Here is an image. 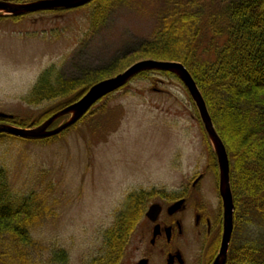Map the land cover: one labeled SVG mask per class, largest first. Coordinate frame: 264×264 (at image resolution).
I'll return each instance as SVG.
<instances>
[{"label":"rangeland","instance_id":"374dc122","mask_svg":"<svg viewBox=\"0 0 264 264\" xmlns=\"http://www.w3.org/2000/svg\"><path fill=\"white\" fill-rule=\"evenodd\" d=\"M198 1L207 14H213L233 0ZM185 3L187 0H132L115 7L96 26L90 25L88 11L80 8L19 18L0 12V114L7 116L0 119L34 123L69 98L40 105L24 101L43 71L53 66L58 75L72 80L104 69L115 58L150 41L170 5ZM205 43L202 40L200 51L207 47ZM144 60L155 59L136 62ZM147 72H151L148 79L135 76L47 141H0V160L16 195L36 191L50 205L49 217L32 233L44 247L42 264H51L47 248L55 243L66 253L64 264H81L98 253L103 232L113 226L130 193L154 190L151 204L170 197L195 172L206 170L203 196L211 209L218 202L214 188L217 164L212 168L216 158L193 101L173 74ZM68 118L56 120L49 130ZM192 221L187 214V224ZM139 226L140 222L120 264L137 261ZM243 226L238 245H259L261 250L264 229L259 222L250 217ZM235 232L234 236L240 233ZM187 233L185 258L193 264L199 243L194 233L189 229Z\"/></svg>","mask_w":264,"mask_h":264},{"label":"trees","instance_id":"16d2710c","mask_svg":"<svg viewBox=\"0 0 264 264\" xmlns=\"http://www.w3.org/2000/svg\"><path fill=\"white\" fill-rule=\"evenodd\" d=\"M130 1L93 0L80 9L88 11L90 25L96 26L115 7ZM170 7V12L159 19L150 41L115 58L106 68L86 72L72 80L58 75L53 66L43 71L24 101L29 105H40L69 98L45 112L40 120L31 123L14 118L0 119V122L22 128L37 127L57 110L76 102L92 85L122 73L138 60L182 64L205 101L229 159L234 231L226 264H264V236L259 241L261 250H258L259 245H238L236 242L244 230L243 224L246 226L250 217L264 229V0H233L213 14H207L198 0H187L184 5ZM61 12L63 10L58 9L40 13ZM204 39L207 47L200 51ZM150 74L142 72L137 78L148 79ZM7 138L32 141L0 134V141ZM8 178V169L0 160V264H42L44 247L32 233L49 217L50 205L42 193L36 191L16 195ZM152 191L130 193L125 197L124 207L116 214L115 223L103 232L98 253L81 264H120L136 225L153 199ZM236 230L240 233L234 236ZM47 250L49 263L66 262L65 251L56 243L50 244Z\"/></svg>","mask_w":264,"mask_h":264},{"label":"water","instance_id":"95a60500","mask_svg":"<svg viewBox=\"0 0 264 264\" xmlns=\"http://www.w3.org/2000/svg\"><path fill=\"white\" fill-rule=\"evenodd\" d=\"M93 0H37L31 3H11L0 1L1 15L22 16L50 10H75L88 5ZM165 72L173 74L183 84L198 112L203 130L213 147L218 169V192L222 202L223 228L219 253L213 264H226L229 243L233 232L234 204L230 189L229 172L230 165L224 144L216 133L208 113L205 101L187 69L178 62H166L155 60L139 61L128 67L122 73L102 80L92 85L87 92L76 102L54 113L39 126L34 128H16L0 123V134H7L22 139H46L53 137L74 125L92 106L107 95L124 87L132 78L142 72ZM69 116L68 120L53 130L51 125L62 117ZM0 117L7 118L0 114ZM10 116H8L9 118ZM183 201H178L169 207L168 213L174 214L180 209ZM160 212L158 204L150 206L146 216L152 222L157 220ZM157 226L155 231H157Z\"/></svg>","mask_w":264,"mask_h":264},{"label":"flooded vegetation","instance_id":"af4514ba","mask_svg":"<svg viewBox=\"0 0 264 264\" xmlns=\"http://www.w3.org/2000/svg\"><path fill=\"white\" fill-rule=\"evenodd\" d=\"M206 172V170L195 172L188 179V182L172 192L169 198H161L149 204L140 221L138 242L135 245L138 259L135 264H189L188 259L185 258L184 250L187 242H189L186 238L188 229L195 234V241L199 243L198 256L193 260V264H213L221 245L222 202L218 192L217 178L214 188L217 191L216 199L218 202L216 201L215 207L211 209L204 198L205 186L202 181L206 177ZM178 201H183L180 209L170 215L168 213L169 207ZM153 204H158L160 207L155 222L146 216V212ZM187 214L192 216V224H187ZM156 226L157 231H155ZM133 245L132 243L130 247Z\"/></svg>","mask_w":264,"mask_h":264}]
</instances>
